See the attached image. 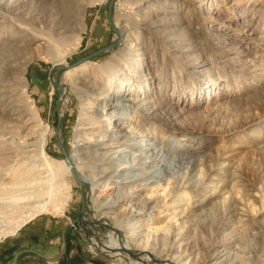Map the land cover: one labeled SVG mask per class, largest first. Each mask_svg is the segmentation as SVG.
Listing matches in <instances>:
<instances>
[{"label":"rangeland","instance_id":"obj_1","mask_svg":"<svg viewBox=\"0 0 264 264\" xmlns=\"http://www.w3.org/2000/svg\"><path fill=\"white\" fill-rule=\"evenodd\" d=\"M77 1L79 10L71 0L0 2V221L46 203L36 216L66 224V253L71 249L73 264H140L100 245L109 229L120 242L138 245L148 226L160 228L157 237L181 232L191 262L204 264L207 243L226 219L217 240L229 244L244 264H264V0H112L110 21L122 40L77 67L59 70L58 91L55 65H70L118 37L107 21L108 0ZM131 72L137 74L128 76ZM112 73L130 78L121 93L136 90L151 108L123 124L141 126L147 145L174 160L164 164L165 182L136 191L131 200L146 196L151 208L128 214L125 202L98 219L99 190L81 192L66 171V158L80 144V113L92 114L102 103L99 91L112 96L118 90L116 80L109 82ZM57 114L61 125L55 130ZM93 126L83 134L86 141L98 138ZM40 129L46 131L43 152ZM194 151H201L209 176L200 174V165L187 181V166L179 160ZM45 162L49 168L40 177L50 174V180L35 186L17 182L33 177ZM188 183L195 192L172 193ZM80 193L81 219L97 223L90 232L75 220ZM229 203L233 209L226 217ZM162 244L148 251L158 255Z\"/></svg>","mask_w":264,"mask_h":264},{"label":"bare ground","instance_id":"obj_2","mask_svg":"<svg viewBox=\"0 0 264 264\" xmlns=\"http://www.w3.org/2000/svg\"><path fill=\"white\" fill-rule=\"evenodd\" d=\"M1 1L4 0H0V2ZM9 1L11 2V0ZM71 5L74 10L80 9V4L77 0H71ZM111 23L120 36L117 43L118 46L119 42L122 40V33L117 28V23H113V21H111ZM68 25L72 27L71 23ZM84 62L85 61L74 67H77ZM126 63H130V61H126L124 64ZM135 73L131 72L128 76H134ZM111 80H116V89L118 90L115 91L112 96L107 95V93H104L103 91H99V99L102 100V103L94 107V110L91 112L92 114L85 109L80 113V126L78 127L79 135L77 136V141L80 144H78V147L73 150L70 158H66L68 166L66 171L69 173L71 170L75 179L81 183V192L82 189H84L83 193L86 192V187L89 191L95 189L99 190V193L105 192L106 196L102 197L98 193L95 198V208L101 213L98 219L107 218V215L113 213L114 209L119 204L125 202L129 203L128 214H135L136 209L147 210L151 208V201H149L146 196L138 202H131V200L134 196H137L135 194L136 191L145 189V187L151 184L158 185L165 182L166 177L163 175V169L174 160L173 157L171 159L168 158L164 151L161 152L160 150L153 149L152 145H147L150 144L146 142L148 135L145 134V130L141 126L137 127L138 124H134L133 126L123 124L125 122H131L133 118L134 121H138L140 118L139 116L143 113L147 114L151 108L146 101H143L136 96V90L128 95L120 92L123 89L122 84L130 80L129 77L119 78L116 73H112L109 82ZM133 87L134 86H130L131 91H133ZM132 108H134V111H132ZM105 111H107L106 115L103 113ZM93 125L99 129L96 133H92L96 134L98 138H94V142L86 141L88 138H85L83 134L86 130H93ZM38 134L41 136V141L38 146L43 152L46 134L45 129H40ZM3 145L4 144H0V150L3 149ZM193 154L194 156L191 158L186 157L185 162L182 161V159L179 160V163H184V165L187 166L188 173L185 177L187 181L192 177L196 167L200 165L203 167L200 174L204 177L209 176V169L206 165V160L202 159L201 151H194ZM198 157H200V159H197V162L195 159ZM164 164L166 167H164ZM46 168H49L47 162L44 163V166L42 164L40 168L36 169L37 172L34 173L33 177H26L23 179L18 178L17 182L20 184L35 186L43 183V181H48L51 179L50 174L47 175L50 176L47 180H43L40 177V175L46 171ZM19 176H21V174ZM203 187L204 184L201 183L197 189L200 190ZM192 188L193 184L188 183L186 189L178 190L174 188L172 189V193L178 192L176 194L183 195L187 190L195 192ZM231 207V203L225 206L226 217L231 215L233 209V207ZM46 208V203L31 204V206H26L18 210V217L12 220L5 218L3 215L0 224L4 225V228H0V238L8 234H13L25 222L34 218L37 213L44 211ZM183 212L184 210L182 209L179 211V214L184 216ZM118 217L119 216L116 214V222H118ZM225 220L226 219H222V221H220L218 227L215 229L216 232L214 231L215 233L212 238H210V242L207 243V255L204 264H244L240 255L228 249L229 244H225V242L221 243V241L219 242L217 240L216 236L221 230H223ZM79 222L82 223V228H88L89 232L90 229L95 230V227L97 226L96 222L94 223L89 219H81ZM159 230L160 228L148 226L146 231L141 234L142 240L138 245L135 243L136 247H134L135 244H132L130 241L126 240L125 242H120L118 236L114 234L115 232H112L109 229L106 243L101 244L100 246L106 252L130 257L140 262V264H194V262H191V253H186L182 249L183 236L181 232H175L173 234L168 233L167 236L162 235L161 237H157V232H159ZM91 233L93 235L96 234L95 231H91ZM262 235L264 236V232H262ZM131 238L135 239V235ZM162 240L163 247L155 251L158 255L153 254L152 251H148L154 249L153 244Z\"/></svg>","mask_w":264,"mask_h":264},{"label":"crops","instance_id":"obj_3","mask_svg":"<svg viewBox=\"0 0 264 264\" xmlns=\"http://www.w3.org/2000/svg\"><path fill=\"white\" fill-rule=\"evenodd\" d=\"M65 227L35 216L0 240V264H73L71 249L66 253Z\"/></svg>","mask_w":264,"mask_h":264},{"label":"water","instance_id":"obj_4","mask_svg":"<svg viewBox=\"0 0 264 264\" xmlns=\"http://www.w3.org/2000/svg\"><path fill=\"white\" fill-rule=\"evenodd\" d=\"M111 4H112V0H108L107 2H106V17H107V21H108V23L112 26V23H111V21H110V9H111ZM113 27V26H112ZM113 30H114V32L118 35V37L115 39V40H113V41H111L110 43H108V44H106L105 46H103V47H101V48H98V49H96V50H94V51H92V52H90V53H88V54H86V55H84V56H82V57H80V58H78L76 61H74L73 63H71L70 65H64V64H61V65H55L54 66V72H53V77H52V82H53V84L57 87V89H58V91L62 88V85L61 84H59L57 81H56V76H57V72L59 71V70H62V69H67V68H72V67H74V66H76V65H78V64H80L81 62H83V61H85L86 59H88V58H91V57H93V56H95V55H97V54H99V53H101V52H103V51H105V50H107L108 48H111V47H113V46H116L117 45V43H118V41H119V33H118V31L113 27ZM56 109L58 110V100H56ZM60 125H61V117H60V115L59 114H57V121H56V125H55V130L58 128V127H60ZM54 138H55V135H54ZM59 146H60V148H61V151H62V153L64 154V152H63V149H62V147H61V145L59 144ZM78 182V187H79V190H81V183L79 182V181H77ZM80 210H79V214H78V216L76 217V221H80L81 220V215H82V213H83V211H84V195L82 194V193H80Z\"/></svg>","mask_w":264,"mask_h":264}]
</instances>
